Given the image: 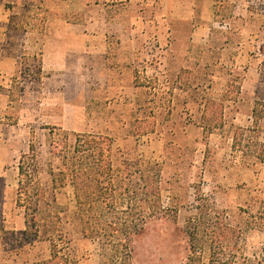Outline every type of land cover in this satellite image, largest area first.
I'll use <instances>...</instances> for the list:
<instances>
[{
    "label": "rangeland",
    "instance_id": "obj_1",
    "mask_svg": "<svg viewBox=\"0 0 264 264\" xmlns=\"http://www.w3.org/2000/svg\"><path fill=\"white\" fill-rule=\"evenodd\" d=\"M250 1L257 4V11L251 10L256 16L234 14L233 4L227 5L218 13L222 23L202 45L186 46V40L168 32L160 49L144 47L149 60L137 64L136 77L146 87H132L125 102H116L107 88L99 87L96 76H88L83 87L70 79L61 93L48 94L41 82L18 84L19 97L2 109L9 125L0 134L6 140L0 142V264H44L52 256L50 242L35 238L32 231L25 234V209L17 206V167L24 154L25 169L36 172L33 189L45 190L44 195L37 192L40 217L60 215L65 234L59 251L72 264H185V222L196 212L201 195L227 210L232 224L245 226L264 200V159H257L264 144V0ZM0 47L14 55V0H0ZM155 54L163 60L155 61ZM186 54L189 59L181 64L164 61L165 56ZM37 64L29 56L20 66L19 82H26L22 72L36 76ZM210 101L215 113L204 120ZM150 126L154 131L145 133ZM75 133L112 140L114 176L123 193L126 188L143 190L129 162L160 165L162 209H148L141 202L144 195H137L134 202L149 224L134 241L130 258L101 238L84 236L73 188L68 179L60 183L62 157L53 153V144L73 145ZM262 243L260 232H245L248 255Z\"/></svg>",
    "mask_w": 264,
    "mask_h": 264
},
{
    "label": "crops",
    "instance_id": "obj_2",
    "mask_svg": "<svg viewBox=\"0 0 264 264\" xmlns=\"http://www.w3.org/2000/svg\"><path fill=\"white\" fill-rule=\"evenodd\" d=\"M231 4L234 14L256 16L251 10L257 11V4L250 0H14V55L0 47V134L9 125L2 109L19 97L18 74L29 56L40 58V82L48 94L63 92L70 79L83 87L88 76H96L99 87L107 88L116 102H125L132 87H146L134 83L140 73L137 64L149 60L144 47L160 49L168 32L186 40V46L202 45L222 23L219 11ZM151 57L163 60L157 54ZM166 59L181 64L189 56ZM25 80L21 85L36 82L30 75ZM5 141L0 135V142ZM3 250L1 246L0 256Z\"/></svg>",
    "mask_w": 264,
    "mask_h": 264
},
{
    "label": "trees",
    "instance_id": "obj_3",
    "mask_svg": "<svg viewBox=\"0 0 264 264\" xmlns=\"http://www.w3.org/2000/svg\"><path fill=\"white\" fill-rule=\"evenodd\" d=\"M34 61L38 64L34 74L36 76L32 79L40 82L41 61L37 56H34ZM21 74L24 79L27 77L23 72ZM135 84L146 86L144 82H139L137 77ZM11 95L14 97L13 90ZM213 105L211 101L207 103L202 115L204 120L215 113L212 111ZM219 107L222 110L221 104ZM204 129L211 131L213 128L204 125ZM153 131L154 127L150 126L145 133ZM74 135L73 145L65 144L59 147L53 144V153L62 157L60 183L63 185L65 179H68L73 188L77 207L76 219H80L86 238H101L103 244L113 245L115 252L122 250L127 258H130L134 241L144 234L149 224L141 217L144 210H138L134 202L137 195H144L141 202L145 203L148 209H162L160 165L143 160L129 162L128 166L135 168L136 173H139V186H142L143 190L138 193L136 189L139 187L133 190L126 188L123 193L114 176L112 140L108 136L92 133ZM261 146L263 152L257 159L263 161L264 144ZM237 147L235 141L234 148ZM34 150V144L30 143V151ZM26 159L27 154H24L18 166L21 180L17 193V206L25 209V234L32 231L35 238L41 237L50 242L52 256L44 264H72L70 259L59 251L65 234L60 215H52L50 212L44 218L40 217L37 192L41 191L44 195L45 190L33 189L36 172L25 169ZM246 231H258L263 235L262 247L251 256L245 251ZM184 232L189 243L185 264H200L203 261L205 264H264V200L261 201L256 214L248 215L245 226L242 227L232 224L227 210L217 208L208 197L201 195L196 212L185 222Z\"/></svg>",
    "mask_w": 264,
    "mask_h": 264
}]
</instances>
